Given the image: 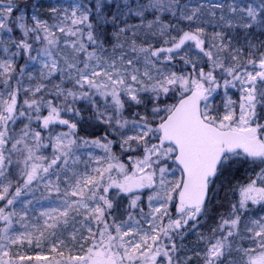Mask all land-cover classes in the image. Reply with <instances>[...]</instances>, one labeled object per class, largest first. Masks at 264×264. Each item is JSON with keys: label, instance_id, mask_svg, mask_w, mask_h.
<instances>
[{"label": "snow or ice", "instance_id": "1", "mask_svg": "<svg viewBox=\"0 0 264 264\" xmlns=\"http://www.w3.org/2000/svg\"><path fill=\"white\" fill-rule=\"evenodd\" d=\"M29 139L141 173L79 264H264V0H0V161Z\"/></svg>", "mask_w": 264, "mask_h": 264}, {"label": "rangeland", "instance_id": "2", "mask_svg": "<svg viewBox=\"0 0 264 264\" xmlns=\"http://www.w3.org/2000/svg\"><path fill=\"white\" fill-rule=\"evenodd\" d=\"M12 151L15 155L5 154L0 161L6 166L5 172L0 173V201L11 202V205L6 204L4 217L14 219V231L10 238L0 239V242L9 243L12 257L18 253L23 256V260L15 259L14 264H28L29 257L31 264H61L64 261L79 264L84 258L81 249L88 250L99 241L97 225L103 230L105 217L96 211L100 208L107 212L104 203L107 196H102L103 189L114 182L125 191L139 185L141 173L135 168L128 171L124 165L119 174L110 173L108 163L102 160L99 170L94 172L92 169L97 166L86 156H81L65 172L63 165L57 168L53 164L57 158L55 153L39 151L31 139L24 147ZM8 163L12 164L11 175L7 173ZM143 175L147 177L146 183L151 181V172ZM21 176L23 183L29 185L28 190L25 192L22 185V191L20 188L19 194H15L14 182ZM11 194L14 196L10 197ZM89 224L91 231H88ZM66 225L72 228L64 231ZM109 227L114 225L109 223ZM104 235L106 238V231ZM53 245H57V250H53ZM93 256L92 264H106L102 249L95 251Z\"/></svg>", "mask_w": 264, "mask_h": 264}, {"label": "trees", "instance_id": "3", "mask_svg": "<svg viewBox=\"0 0 264 264\" xmlns=\"http://www.w3.org/2000/svg\"><path fill=\"white\" fill-rule=\"evenodd\" d=\"M117 154H118V152H117ZM138 159V158H137ZM126 167H127V165H126ZM23 176H21L20 178H18V180L17 181H15L14 182V184H15V190H14V192L13 193H17V194H19V192H20V188H21V191H22V185H23V190L26 192L28 189L26 188L27 187V185L28 184H25V183H23ZM13 184V185H14ZM29 186V185H28ZM19 189V190H18ZM11 196H14L13 194H11L10 195V197ZM6 204V203H5ZM5 204H3L2 205V207H3V211L2 212H0V216H4V212H5V210H6V206H5Z\"/></svg>", "mask_w": 264, "mask_h": 264}, {"label": "flooded vegetation", "instance_id": "4", "mask_svg": "<svg viewBox=\"0 0 264 264\" xmlns=\"http://www.w3.org/2000/svg\"><path fill=\"white\" fill-rule=\"evenodd\" d=\"M3 167H4V169L6 170V166L5 165H3ZM5 172V171H4ZM4 199H6L5 197H3ZM6 202V201H5ZM5 204V203H4ZM7 204V203H6ZM6 204H5V206H6Z\"/></svg>", "mask_w": 264, "mask_h": 264}]
</instances>
